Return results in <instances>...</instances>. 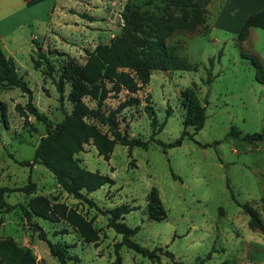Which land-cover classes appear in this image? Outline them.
I'll list each match as a JSON object with an SVG mask.
<instances>
[{
	"label": "rangeland",
	"instance_id": "1",
	"mask_svg": "<svg viewBox=\"0 0 264 264\" xmlns=\"http://www.w3.org/2000/svg\"><path fill=\"white\" fill-rule=\"evenodd\" d=\"M127 1L40 0L29 5V18L0 40L32 89V102L52 122L62 119L73 105L67 96L69 82L62 99L59 97L55 79L60 66L71 59L84 62L87 48L109 42L120 33L121 10ZM209 1L206 30L201 26L192 31L177 29L166 38L178 55L196 63V67L153 69L149 83L137 91L140 103L118 113L122 131L149 138L152 127L144 110L149 97L158 122L165 120L149 146L136 145L129 153L126 145L116 142L109 159H105L90 140L76 153L81 164L114 179L85 193L94 203L64 190L44 164L18 162L33 158L35 146L46 133L45 123L26 109L28 95L20 87L0 88V98L7 106L5 120L0 114V186H20L29 178L36 183L29 193L18 189L5 193L11 206L0 210V239L12 238L17 245L29 247L36 264H61L50 253L47 240L33 229L36 222L47 239L66 244L68 264H112L116 257L114 243L122 236L108 226L109 214L104 210L128 202L136 207L122 219L137 227L133 238L149 248L161 249L159 259H151L123 245L122 264H218L225 259L234 260V264H264V233L258 227H249V216L241 206L245 202L255 205L264 219L260 201L264 195V139L250 141L242 137L243 133L264 132V85L256 79L249 58L241 55V50L258 51L264 59V29L250 27L245 38L239 39L242 25L235 18L223 25L217 21V9L225 0ZM154 2L160 7L165 3ZM142 8L150 10L153 5ZM32 38L51 58L52 76L44 73V61L35 66L32 56H38ZM188 87H193L206 105L204 125L197 131L193 125L183 123L187 109L184 92ZM125 95V90L109 95L104 111L114 108ZM83 99L96 106L95 99ZM87 120L107 130L98 118ZM232 125L241 129L239 135L231 132ZM183 129L192 137L186 135L178 145L161 143L174 140ZM152 186L158 189L166 210L161 219L148 215L147 198ZM37 194L75 208L91 220L99 238L86 241L75 225L55 212L48 218L34 214L29 217L20 204L29 208L27 202Z\"/></svg>",
	"mask_w": 264,
	"mask_h": 264
},
{
	"label": "trees",
	"instance_id": "2",
	"mask_svg": "<svg viewBox=\"0 0 264 264\" xmlns=\"http://www.w3.org/2000/svg\"><path fill=\"white\" fill-rule=\"evenodd\" d=\"M40 0H25L32 4ZM155 0L124 3L121 10V31L113 36L109 42H98L92 49H86L84 62L69 60L60 66L58 78L55 79L59 97L62 99L65 84L69 82L68 99L72 102L70 111H65L64 117L52 122L47 114L32 102V89L21 74L18 73L16 62L12 55L6 54L0 42V88L9 89L20 87L27 93L28 100L25 107L36 118L45 123L46 133L42 135L35 146L34 156L31 160L20 159L21 164L40 162L49 168L61 187L68 193L78 198L89 199L85 193L95 190L106 182L114 179L108 174L91 170L81 164L76 153L83 150L84 144L90 140L95 145L98 154L109 159L114 144L119 142L127 146L129 153L136 145L147 148L150 140H153L165 120L158 122L156 111L146 96L144 110L150 117L152 132L149 138L129 135L122 131L118 113L125 107L138 105L141 101L137 91L149 83L152 70L159 69H193L196 63L187 60L185 56L178 55L173 47L166 41L168 35L177 29L187 31L195 30L201 26L203 30L208 28L205 13L209 0H160L165 3L160 7ZM146 4H152L153 9L142 8ZM157 10V11H155ZM82 15H86L83 13ZM92 18V16H90ZM264 29V6L251 12L242 24L238 37L244 39L250 27ZM37 49V56L33 61L35 66H40L41 61L46 63L43 70L48 75H53V62L43 50L38 40L32 38ZM243 57L251 61L256 79L264 85V64L255 53H246L241 50ZM211 66L213 57L209 59ZM210 81L211 67L208 68ZM125 90L126 95L117 105L105 112L103 104L105 99L113 94ZM89 96L96 100V106H90L84 99ZM206 101V100H205ZM186 115L184 125H193L194 131L199 130L206 119V105L201 102L193 87H188L184 92ZM6 102L0 98V114L5 120L7 108ZM170 109L168 108V113ZM88 117L98 118L107 125V130H102L97 123L89 122ZM231 132L239 135L241 129L232 125ZM189 134L186 129L174 140L164 143L166 146L181 144L183 138ZM242 137L250 141L264 139L263 131L243 133ZM175 175V174H174ZM36 183L30 178L20 186H0V210L9 209L11 204L6 200L5 193L18 189L32 192ZM147 210L149 217L161 219L166 216L158 189L152 186L148 193ZM264 206V195L260 197ZM21 208L30 217L31 214L48 218L51 213H58L75 225L86 241H96L99 238L98 230L92 225L91 220L86 219L75 208L62 201L51 202L49 197L43 194L33 195L27 205L20 204ZM248 214V225L251 228L258 227L264 232V222L255 205L245 202L241 204ZM136 206L128 202L117 204L104 210L108 213V226L121 233V239L114 243L116 257L112 264H122L120 248L123 245L133 248L137 252L151 259H159L160 246L149 248L137 242L133 235L137 227L128 225L122 218L123 215ZM33 229H38V236L46 239L49 251L56 256L61 264H68L69 252L66 244L60 241L47 239L45 230L36 222ZM166 253L173 255L169 250ZM0 264H36V259L29 247H21L12 238L0 239ZM218 264H234V260L225 259Z\"/></svg>",
	"mask_w": 264,
	"mask_h": 264
},
{
	"label": "crops",
	"instance_id": "3",
	"mask_svg": "<svg viewBox=\"0 0 264 264\" xmlns=\"http://www.w3.org/2000/svg\"><path fill=\"white\" fill-rule=\"evenodd\" d=\"M29 5L25 0H0V40H4L8 32L12 31L16 26L23 24L29 18ZM263 6L264 0H225L217 9V21L223 25L228 24L229 19L235 18L237 24L242 25L251 12ZM210 9L209 1L207 12ZM254 53L264 64V59L260 57V53L258 51ZM262 220L264 222L263 218ZM256 260L255 262H257Z\"/></svg>",
	"mask_w": 264,
	"mask_h": 264
},
{
	"label": "built area",
	"instance_id": "4",
	"mask_svg": "<svg viewBox=\"0 0 264 264\" xmlns=\"http://www.w3.org/2000/svg\"><path fill=\"white\" fill-rule=\"evenodd\" d=\"M245 264V263H244Z\"/></svg>",
	"mask_w": 264,
	"mask_h": 264
}]
</instances>
